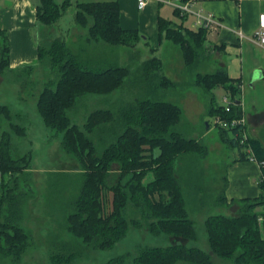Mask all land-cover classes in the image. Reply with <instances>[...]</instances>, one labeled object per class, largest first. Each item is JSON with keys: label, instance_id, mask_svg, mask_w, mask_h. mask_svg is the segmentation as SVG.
Instances as JSON below:
<instances>
[{"label": "trees", "instance_id": "16d2710c", "mask_svg": "<svg viewBox=\"0 0 264 264\" xmlns=\"http://www.w3.org/2000/svg\"><path fill=\"white\" fill-rule=\"evenodd\" d=\"M69 4L67 0L60 4L39 0L36 19L50 28ZM74 21L86 30L77 48H70L61 35L53 36L49 30L42 32L37 44V63L47 66L58 77L44 83L36 102L38 113L45 126L62 134L61 148L78 164L73 172L57 171L48 177L47 205L53 211H62L63 230L94 249L114 247L127 235L130 225L139 227L141 221L154 235L163 233L176 239L195 240L197 230L189 215L187 196L199 201L197 180L203 172L198 164L207 150L199 138L187 137L176 129L182 116L178 104L152 97L156 82L164 86L172 83L161 73V59L151 56L136 68V78L146 80L139 96L128 101L118 99L114 108L91 111L82 126L71 123L67 110L79 96L108 95L123 86L134 71L117 64L111 49L118 45L133 48L140 39L136 30L121 26L115 0L77 2ZM206 29H191L163 17L158 19L159 39L165 36L178 45L186 66L197 64L201 56L209 57L206 48H216L206 43ZM86 42L100 45L91 50ZM89 51L92 54L87 56ZM9 52L7 32L0 26L1 70L9 67ZM194 83L206 91L221 87L232 98L229 111L213 100L212 116L231 119L243 115L240 102H236L239 80L230 77L225 68L196 72ZM0 116L11 118L7 105H0ZM10 126L16 134H25L24 126ZM220 130L224 141L239 149L238 158L249 157L243 148L251 146L252 155L264 169L261 141L248 136L240 141L243 128ZM30 159L31 150L19 153L12 146L10 132L4 131L0 139V264H20L30 246L31 235L21 225L27 191L20 186V181L29 179ZM258 184L261 193L255 198H242L244 204L239 214L214 213L205 218L211 253L177 240L169 245L140 248L133 257L135 263L213 264L214 254L233 259L236 264H264V223H259L256 209L264 205V182ZM224 189L225 186L216 199L225 204ZM130 208L141 217L128 216ZM58 239L55 236L50 244V261L72 264L80 252L66 240Z\"/></svg>", "mask_w": 264, "mask_h": 264}, {"label": "rangeland", "instance_id": "374dc122", "mask_svg": "<svg viewBox=\"0 0 264 264\" xmlns=\"http://www.w3.org/2000/svg\"><path fill=\"white\" fill-rule=\"evenodd\" d=\"M74 12V9L66 10L55 24L60 30L58 35L66 40L70 48H74L79 41L74 40L73 35V28L77 27L74 21ZM43 28L44 26H40L39 33H36L38 41L35 42V46L41 40L40 31ZM68 28H70L69 32H67ZM44 31H47V28ZM77 31H81L85 37L86 30L84 28L77 27ZM150 46L136 45L133 48L122 45L114 46L112 49L115 51L113 55L117 64L128 66L134 72L129 74L121 88L111 94L88 93L79 96L75 104L67 110V114L71 123L82 126L91 111L97 108H114L118 99H127L128 101L139 96L138 94L142 92L140 89L145 87L146 80L142 82L136 78L138 75H136V68L142 60L151 56L161 59V73L172 83L164 86L156 82L152 86L155 95L151 96L178 104L182 116L175 126L176 129L187 137L199 138L207 150L198 164L200 165L199 169L203 172L202 177L197 180L199 186L197 199L199 201L192 200L190 195L187 196L188 200L190 199L187 205L189 215L194 220L197 238L183 240L163 233L154 235L147 229L145 222L140 220L141 225L139 227L130 225L127 235L117 241L114 247L101 250L85 246L80 239L63 230L62 211L51 210L46 202L47 181L50 175H54L53 172H73L77 169L78 164L73 156L68 155L61 148L62 134L45 126L38 113L36 102L44 83L50 78L57 79L58 77L55 72L50 73L47 66L37 63L36 60L33 64H29L32 67L0 69V105H7L11 110V118L0 116V139L4 131L10 132L13 148L18 149L19 153L31 150L30 165L27 171L29 179L20 181V186L27 191L22 203L21 225L31 235V240L29 249L20 264H52L49 256L53 247L50 244L55 236L59 237V241L66 240L80 252L72 264H102L111 259L115 260L109 264H137L133 257L137 255L140 248L169 245L177 240L211 253L203 224L205 218L214 213L239 214L238 212L244 204L243 201L231 200L226 206L224 203L217 202L216 199L223 193L227 166L236 157V154L234 147L224 141L222 130H220L222 127L214 123L210 106L213 100H215V104H223V96L227 93L220 87L206 91L194 83L196 72L214 71L221 65V59L217 54L212 55L211 52L210 57L201 56L197 64L186 66L180 47L165 36L159 39V45L155 48L159 50L158 54L151 53ZM206 50L210 52L211 48H206ZM90 54L92 53L89 51L87 56ZM236 98L242 100V93H238ZM10 123L24 126L25 134L18 135L13 132ZM245 131L249 136L247 128ZM263 206L256 207L259 211L258 216L262 213ZM132 210L134 208L129 209L128 216L141 217L139 213H134ZM211 256L213 264H236L233 259H225L214 254Z\"/></svg>", "mask_w": 264, "mask_h": 264}, {"label": "crops", "instance_id": "0c3cea01", "mask_svg": "<svg viewBox=\"0 0 264 264\" xmlns=\"http://www.w3.org/2000/svg\"><path fill=\"white\" fill-rule=\"evenodd\" d=\"M54 1L60 4L66 0ZM67 1L70 4L66 10H75L77 2L111 0ZM115 1L119 5L121 26L136 30L140 34L137 46L151 45L149 51L155 55L159 53V50L155 49L159 45V17L191 29L199 27L194 13L177 14L172 2L189 1L194 12H201L204 15L210 13L215 22L206 27V43L216 46L210 51V56L211 52L212 55L217 54L221 59L219 67L225 68L230 77L239 80V89L242 93V100H239L245 120L244 128H247L249 138L258 139L264 146V43H258L254 37L259 15L264 14V0H147L141 9L137 7V0ZM38 2L39 0H0V26L8 35L10 69L33 64L37 60L36 33H39V27L43 26L36 19ZM57 21L53 27L44 26L40 34L47 28L49 32L52 30L53 36H59L60 30L55 25ZM67 30L69 32L70 28ZM73 35L74 40H80L82 32H78L75 27ZM87 44L91 50L100 45L95 42ZM111 51L112 54L115 53L114 49ZM249 149V153H252L251 146ZM243 150L248 152L246 147ZM234 152L236 157L229 162L224 181L226 206L231 200L258 196L261 193L258 181L264 176V169L256 156L252 155L256 159L250 157L240 159L237 156L239 149L234 147Z\"/></svg>", "mask_w": 264, "mask_h": 264}, {"label": "built area", "instance_id": "2783aa9c", "mask_svg": "<svg viewBox=\"0 0 264 264\" xmlns=\"http://www.w3.org/2000/svg\"><path fill=\"white\" fill-rule=\"evenodd\" d=\"M147 0H137V7L139 9L143 8L144 5L146 4ZM176 2V1H175ZM172 2L174 5V8L180 13V14H185V13H194L197 18H196V24H198L199 26H205L208 27L211 23L215 22L213 16L210 13L207 14H202L201 12H194L191 9V5L189 1H185V2ZM258 27L254 32V37L256 39V41L260 44L264 43V14H260L259 15V19H258ZM223 105H224V109L225 111H229L231 105L233 104V100L232 98L225 94L223 96ZM214 123H216L217 125H219L220 127L223 128H233V127H238L243 128L242 130V137L240 138V141L245 138L247 136L245 128H244V124H245V120L243 115L241 117H233L231 119H225L223 117H221L220 115H215L214 117ZM248 152L250 151L249 146L246 147ZM251 155V156H250ZM251 159H256L254 158V156H252V153L250 152L248 155ZM259 181H263L264 182V176L259 178ZM261 214L258 216V221L259 223H264V206L261 210Z\"/></svg>", "mask_w": 264, "mask_h": 264}, {"label": "water", "instance_id": "95a60500", "mask_svg": "<svg viewBox=\"0 0 264 264\" xmlns=\"http://www.w3.org/2000/svg\"><path fill=\"white\" fill-rule=\"evenodd\" d=\"M236 102H237V103H239V102H240V100H237ZM206 125H208V124H206Z\"/></svg>", "mask_w": 264, "mask_h": 264}]
</instances>
